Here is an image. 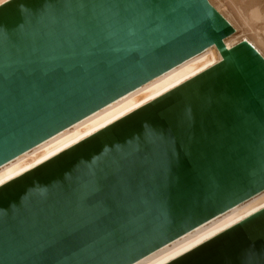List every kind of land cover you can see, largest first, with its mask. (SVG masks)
<instances>
[{
	"label": "water",
	"instance_id": "obj_1",
	"mask_svg": "<svg viewBox=\"0 0 264 264\" xmlns=\"http://www.w3.org/2000/svg\"><path fill=\"white\" fill-rule=\"evenodd\" d=\"M209 0L0 5V168L215 47L197 76L0 186V264H135L264 192V57ZM166 264H264V208Z\"/></svg>",
	"mask_w": 264,
	"mask_h": 264
},
{
	"label": "bare ground",
	"instance_id": "obj_2",
	"mask_svg": "<svg viewBox=\"0 0 264 264\" xmlns=\"http://www.w3.org/2000/svg\"><path fill=\"white\" fill-rule=\"evenodd\" d=\"M8 0H0V5ZM236 30L224 43L231 48L245 40L264 57V0H209ZM221 60L213 46L153 79L73 127L0 168V186L46 162L145 104L197 76ZM264 208V192L185 234L135 264H166Z\"/></svg>",
	"mask_w": 264,
	"mask_h": 264
}]
</instances>
